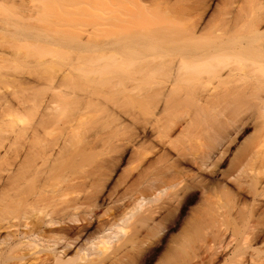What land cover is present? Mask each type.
<instances>
[{"label":"bare ground","instance_id":"1","mask_svg":"<svg viewBox=\"0 0 264 264\" xmlns=\"http://www.w3.org/2000/svg\"><path fill=\"white\" fill-rule=\"evenodd\" d=\"M215 1L107 0L92 33L5 36L51 60L0 71V264H149L155 215L199 188L204 221L189 226L211 234L189 255L172 240L158 264H264V0ZM249 120L259 133L221 169Z\"/></svg>","mask_w":264,"mask_h":264},{"label":"rangeland","instance_id":"2","mask_svg":"<svg viewBox=\"0 0 264 264\" xmlns=\"http://www.w3.org/2000/svg\"><path fill=\"white\" fill-rule=\"evenodd\" d=\"M51 1V6L49 2ZM0 0V71L3 73H11L17 76L29 78L30 74L33 71L38 63H42L45 60H51L50 56L43 59H37L35 57L26 56L27 54L14 55L13 48L5 40L10 33L15 30V27H29L39 31L40 33H45L56 38L59 35L62 36L63 33L73 34H89L94 30L96 21H98L100 14L105 6L107 8V0H102V4L99 5L95 0ZM221 0L215 1V6L221 8L223 5L220 3ZM29 8V12L27 9ZM98 8H101L98 10ZM106 12V10H105ZM9 22V24H7ZM64 35V34H63ZM6 36V37H5ZM33 43V42H32ZM28 42H22L20 44H31ZM54 43V42H53ZM37 45V44H35ZM34 45V46H35ZM53 48H57L54 46ZM25 54V55H24ZM17 59V60H16ZM14 61V62H13ZM25 63V64H24ZM24 64L19 70H15L16 65ZM4 66V69L1 67ZM8 66V67H6ZM14 68V69H13ZM6 91H12L13 87H5ZM252 120V119H251ZM260 121V120H258ZM258 121L249 120L247 125L242 133L236 137L235 142L230 145L229 152L226 154L229 158L223 161L220 164L221 169L228 170L232 165L238 163L237 154L243 145L251 137L259 133V128H257ZM129 167V155H125L124 159L118 163V166L113 174L114 180L110 184L111 187L114 186L116 181H120L123 177V171ZM124 169V170H123ZM207 177V178H206ZM203 179L208 181V176L206 173L202 175ZM127 183H122L119 187L115 188V194L112 197V200L116 198V195H123L124 190L127 188ZM229 188L230 185L228 186ZM197 195L192 201L187 202L182 206L178 211L174 213V216L169 215L168 211L162 210L159 214L155 215L157 221L163 220L165 226V231L163 230L162 236L160 237V246L158 248V254L156 258L149 264H158L168 255L170 246H172V240H175L179 244L184 246L183 250L187 252V255L192 253V246L197 244L198 235L203 231L207 234H211V226H189L194 225L197 221L201 223L204 221V216L202 215L203 205H202V192L203 190L199 188ZM119 193V194H118ZM125 193V192H124ZM222 196L221 190L215 185L213 190L209 193L206 192L205 197L210 198V201H217ZM251 198V195H249ZM169 197L163 199L167 201ZM249 202L251 199L248 200ZM202 208V210L200 209ZM113 213L111 210L110 214ZM165 218V219H164ZM233 227V226H228ZM236 227V226H234ZM227 228L228 231H233L235 233L236 228ZM240 227V226H239ZM237 227V228H239ZM253 227V226H252ZM264 228V226H258V228ZM259 229V230H261ZM238 231V230H237ZM141 232H145V229H142ZM240 232L238 231V234ZM237 234V232L235 233ZM241 234V233H240ZM238 235H236L237 237ZM235 237V235H234ZM239 237V236H238ZM237 237V239H239ZM241 237V236H240ZM233 238V237H232ZM235 239V238H234ZM233 239V240H234ZM234 242L237 243V240ZM240 240V239H239ZM79 248V245L75 248L73 247V252ZM188 257V256H187ZM185 260L178 258L177 264H196V261L187 262Z\"/></svg>","mask_w":264,"mask_h":264}]
</instances>
